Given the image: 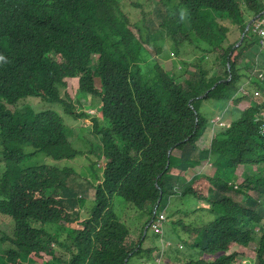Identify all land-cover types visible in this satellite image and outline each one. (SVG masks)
<instances>
[{
	"label": "trees",
	"instance_id": "1",
	"mask_svg": "<svg viewBox=\"0 0 264 264\" xmlns=\"http://www.w3.org/2000/svg\"><path fill=\"white\" fill-rule=\"evenodd\" d=\"M122 1L0 4V215L12 229L0 238V264H235L254 257L252 245L264 264V38L252 25L238 44L264 0H157L166 10L153 9L147 35ZM166 39L201 56L167 70L163 45L156 55L149 47ZM255 45L254 61L246 52ZM68 77L101 100L102 116L85 134L107 159L97 184L73 167L22 165L38 152L86 154L60 113L20 108L35 97L88 116L60 95ZM215 115L227 123L212 127ZM204 162L212 175L186 176ZM85 179L94 198L81 218ZM188 196L197 202L182 210ZM156 209L164 225L187 234L189 253L171 244L164 225L144 233Z\"/></svg>",
	"mask_w": 264,
	"mask_h": 264
},
{
	"label": "rangeland",
	"instance_id": "2",
	"mask_svg": "<svg viewBox=\"0 0 264 264\" xmlns=\"http://www.w3.org/2000/svg\"><path fill=\"white\" fill-rule=\"evenodd\" d=\"M157 0H125L123 2V10L125 13L129 16L132 22L139 21L140 26L144 28L152 27L154 31L155 25L157 23V19H155L152 16V11L155 7L160 6L163 10H166L165 7L162 5V3L157 4ZM151 20L154 21V24L151 23ZM261 22V21H257ZM133 30L135 32H138V29L136 27H133ZM145 35H147V30H145ZM164 46V51L160 55L163 60H162V65L164 66L165 69H169L171 71H175L176 68L180 67V60H185L191 63L194 61L195 57L201 56L200 51L197 49V51H190L187 50H180L178 51L175 44L170 40L166 39L164 42H162ZM157 44L149 45V47L152 49V52L154 55H156V47ZM260 47L259 45H255L252 47L249 51L246 52L247 57L250 60H256L258 53L260 52ZM58 59L60 60V56H58ZM67 85L65 87H61L60 90V95L65 98H69L72 100L73 105L75 107V111L80 114L85 112L84 110H87L86 113H93V115L98 114L100 115L101 113L99 112V107H100V101L97 97L91 96V94L83 92L82 94L79 91V82L75 78H67L66 79ZM27 100V101H26ZM31 107L35 111H41L42 109H52L55 110L56 112L60 113L66 124L69 125L70 127L75 128L76 130L74 133L71 135V137L74 140V143L84 149L86 152L85 155H79L76 158L73 159H63V160H55L44 153L38 152L35 153L33 157H31L28 161L26 159L22 165H32L33 163H47V164H53V165H58V166H68V167H73L76 172L81 175L83 178L90 179L92 182H97L99 179L101 173L99 170L97 172H94V168L92 165V162L97 163L98 160H101L96 166L97 168L103 166V155L100 152V149L97 151L90 148V144L88 143L85 139V134H86V127L91 125V120L90 117L84 116L80 119H75L73 116H71L68 113H64L63 107L59 105V103H49L46 101H37L35 97H26L22 102H20V108L21 109H27ZM92 116V115H89ZM213 130H207L206 132V140L207 138L210 139L212 136ZM91 140H94V143L96 144L97 141L95 140L96 138L94 136L90 137ZM31 147V146H30ZM0 152H1V147H0ZM2 154L0 153V158ZM196 172L199 173H207V174H213L214 169L210 166L208 163H203L202 166L196 168V169H191L186 172L187 177H191L193 174ZM240 172V169H239ZM86 179L82 181V184H84V188L80 190V193L83 197L86 198V203L85 207H80L77 208L78 212L81 215V218L88 217L90 215V211L92 208V203H93V198H94V190L90 188L89 184L86 182ZM241 180H243V177L241 176ZM241 182V181H239ZM253 193V194H252ZM251 194L255 197V199H259L255 192H252ZM238 198L240 196H237ZM177 198V197H176ZM175 198V199H176ZM261 200H264V198H261ZM173 201V199H172ZM171 201V202H172ZM170 202V203H171ZM183 205L179 200L180 208L184 210L186 206H192L194 205L197 201L194 197L188 196L186 197L183 201ZM167 212V210H166ZM159 217L162 216L161 213L158 214ZM179 215L174 216L173 219H177ZM167 219H163L162 225H160L158 222H156V226L153 225V228L160 230L163 228V223L166 222ZM7 223V224H5ZM169 223V221L167 222ZM165 224L164 225V230L166 236L171 237V239L174 241L171 244L174 246H180L181 251L183 252H190V242H189V237L185 233H174L173 232V226L171 224ZM3 231L6 232L7 234H11L12 229H11V224L9 223V218L0 215V238L4 235ZM138 237V234H135V239ZM157 243H159L158 240H155ZM8 243H5V247H7ZM254 249V245L250 246L248 249V253L253 255L254 257H248L246 256L241 257L240 263H235V264H257L256 260V255L252 253ZM43 256L45 257V260L49 259L50 256L42 253ZM157 261V259H155ZM158 262V261H157ZM155 262L153 261V264ZM163 264H169V261L165 259V262Z\"/></svg>",
	"mask_w": 264,
	"mask_h": 264
},
{
	"label": "clouds",
	"instance_id": "3",
	"mask_svg": "<svg viewBox=\"0 0 264 264\" xmlns=\"http://www.w3.org/2000/svg\"><path fill=\"white\" fill-rule=\"evenodd\" d=\"M15 0H0V4H2L3 6H5V7H7L9 4H11L12 2H14ZM125 0H123L122 1V5H123V2H124ZM122 5H121V7H122ZM123 8V7H122ZM125 12V11H124ZM264 13V11L263 12H261V15ZM260 14V13H259ZM258 15V14H257ZM260 15V16H261ZM259 16V17H260ZM255 17V16H254ZM258 17V18H259ZM258 18L249 26V28L252 26V25H254L255 26V29L260 33V35L264 38V34H262L261 33V30L262 29H264V22L263 21H261V22H258L257 23V21H259L258 20ZM249 23V22H248ZM249 28H248V30H249ZM146 29H148V28H145V30ZM246 29V28H245ZM247 30V31H248ZM246 31V32H247ZM245 32V31H244ZM245 32V33H246ZM245 33H244V35H245ZM243 35V34H242ZM242 37V36H241ZM244 38V37H243ZM241 42L239 41V43L238 44H240ZM155 44H157V45H163L162 43L160 44V43H156L155 42ZM237 44V45H238ZM261 44L262 45H264V39H263V41L261 42ZM176 46V45H175ZM260 46V45H259ZM162 48H163V50H164V46H162ZM261 48H262V46L260 47V50H261ZM258 55H259V53H258ZM257 55V56H258ZM163 59V58H162ZM68 78H75V79H77L78 80V82H79V78L78 77H68ZM67 79V78H66ZM91 96H94V95H91ZM94 97H96V96H94ZM65 98V97H64ZM98 99H99V101L101 102V100H100V98L99 97H97ZM37 99V98H36ZM37 101H42V100H40V99H37ZM60 105V104H59ZM61 106V105H60ZM100 107H101V105H100ZM100 107H99V112L101 113L100 115H98V114H95V115H93V113H87L88 114V116L87 117H90V120H91V118L93 117V116H98V117H101L102 116V111L100 110ZM85 112H87V110H84ZM89 115H92V116H89ZM86 116V115H85ZM82 118V117H81ZM80 119V118H79ZM90 123H92V122H90ZM211 123L213 124V126L212 127H214V126H224V124L225 123H227L226 121H224L223 119H221V117L220 116H218V115H215V116H212L211 117ZM213 130V133H214V129H212ZM262 134L264 135V129H263V132H262ZM205 137H206V134H205ZM205 140H206V138H205ZM75 144V143H74ZM75 146L76 147H78L76 144H75ZM1 147V146H0ZM2 148V147H1ZM79 149H81V150H84V149H82V148H80V147H78ZM90 149V148H89ZM103 159H105L102 163H103V166L102 167H100L99 166V168H97V164L101 161V160H98L97 161V163H95V164H93V168H94V172H97V170H99L100 171V173H101V175H100V177H102V173H103V169H104V167H105V165H106V162H107V159L103 156ZM208 163V162H207ZM208 164H210V163H208ZM210 166L214 169V167L210 164ZM200 167V166H199ZM196 168H198V167H195L194 169H196ZM196 173H199V172H196ZM214 173V172H213ZM210 175V174H209ZM212 175V174H211ZM99 177V179L97 180V182L95 183V182H93V183H95V184H97V183H99L100 181H101V178ZM159 201H160V199H159ZM158 201V202H159ZM175 201H177V199H175ZM92 205H93V203H92ZM157 210L158 209H156V210H154V218H152L151 220H150V222L147 224V226H146V228H145V231H146V229L149 227V226H152L153 227V225L154 226H156V222H158L159 224H160V221L161 220H163V219H165V218H167V216H166V213H165V211L163 210V211H160V212H157ZM159 213H161L162 214V216L161 217H159L158 216V214ZM161 225V224H160ZM144 231V232H145ZM146 233V232H145Z\"/></svg>",
	"mask_w": 264,
	"mask_h": 264
},
{
	"label": "water",
	"instance_id": "4",
	"mask_svg": "<svg viewBox=\"0 0 264 264\" xmlns=\"http://www.w3.org/2000/svg\"><path fill=\"white\" fill-rule=\"evenodd\" d=\"M261 15V13L260 14H258V15H256L255 17H253L250 21H249V23L247 24V26H246V29H245V32L248 30V28H249V26L259 17ZM244 32V33H245ZM244 33H243V35H242V37H241V39H240V42L243 40V37H244ZM146 232V231H145ZM144 232V233H145Z\"/></svg>",
	"mask_w": 264,
	"mask_h": 264
},
{
	"label": "built area",
	"instance_id": "5",
	"mask_svg": "<svg viewBox=\"0 0 264 264\" xmlns=\"http://www.w3.org/2000/svg\"><path fill=\"white\" fill-rule=\"evenodd\" d=\"M261 33L264 34V29L261 30Z\"/></svg>",
	"mask_w": 264,
	"mask_h": 264
}]
</instances>
